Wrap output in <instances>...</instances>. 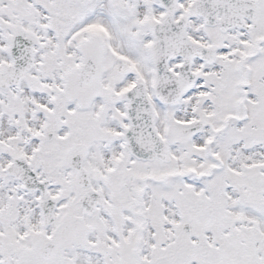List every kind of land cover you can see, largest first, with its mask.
I'll return each instance as SVG.
<instances>
[{"label": "snow or ice", "instance_id": "6c2138e0", "mask_svg": "<svg viewBox=\"0 0 264 264\" xmlns=\"http://www.w3.org/2000/svg\"><path fill=\"white\" fill-rule=\"evenodd\" d=\"M0 264H264V0H0Z\"/></svg>", "mask_w": 264, "mask_h": 264}]
</instances>
